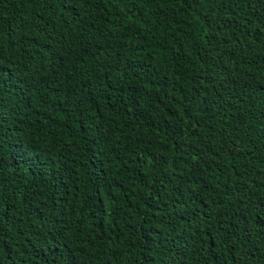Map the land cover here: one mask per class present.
<instances>
[{
	"label": "trees",
	"instance_id": "obj_1",
	"mask_svg": "<svg viewBox=\"0 0 264 264\" xmlns=\"http://www.w3.org/2000/svg\"><path fill=\"white\" fill-rule=\"evenodd\" d=\"M0 264H264V0H0Z\"/></svg>",
	"mask_w": 264,
	"mask_h": 264
}]
</instances>
